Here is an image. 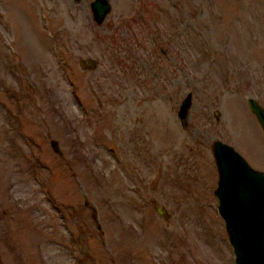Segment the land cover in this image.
Returning a JSON list of instances; mask_svg holds the SVG:
<instances>
[{"label":"rangeland","instance_id":"rangeland-1","mask_svg":"<svg viewBox=\"0 0 264 264\" xmlns=\"http://www.w3.org/2000/svg\"><path fill=\"white\" fill-rule=\"evenodd\" d=\"M91 1L0 0V264H233L210 143L264 171V0Z\"/></svg>","mask_w":264,"mask_h":264},{"label":"water","instance_id":"water-1","mask_svg":"<svg viewBox=\"0 0 264 264\" xmlns=\"http://www.w3.org/2000/svg\"><path fill=\"white\" fill-rule=\"evenodd\" d=\"M89 8L98 24L109 12L110 4L107 0H92ZM79 62L86 68L95 66L91 58ZM246 102L264 135V108L253 98ZM188 104L186 95L178 106L179 116ZM210 151L217 175L212 193L233 264H264V171L252 168L231 145L220 140L210 143Z\"/></svg>","mask_w":264,"mask_h":264},{"label":"flooded vegetation","instance_id":"flooded-vegetation-1","mask_svg":"<svg viewBox=\"0 0 264 264\" xmlns=\"http://www.w3.org/2000/svg\"><path fill=\"white\" fill-rule=\"evenodd\" d=\"M90 3V2H89Z\"/></svg>","mask_w":264,"mask_h":264}]
</instances>
